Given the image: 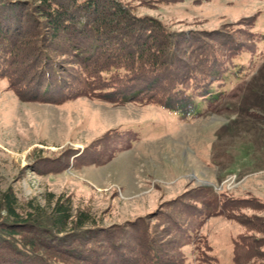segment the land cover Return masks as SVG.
Wrapping results in <instances>:
<instances>
[{"label": "rangeland", "instance_id": "1", "mask_svg": "<svg viewBox=\"0 0 264 264\" xmlns=\"http://www.w3.org/2000/svg\"><path fill=\"white\" fill-rule=\"evenodd\" d=\"M119 1L176 37L169 71L179 82L193 67L197 113L166 109L161 94L125 102L120 86L110 99L98 88L63 100L68 72L84 70L49 41L38 51L68 81L41 96L43 65L28 55L47 38L40 5L0 0L11 36L0 45V200L10 192L49 211L61 198L90 215L71 264H135L148 246V264H237L238 242V264H264V0ZM16 257L0 244V264H26Z\"/></svg>", "mask_w": 264, "mask_h": 264}, {"label": "trees", "instance_id": "2", "mask_svg": "<svg viewBox=\"0 0 264 264\" xmlns=\"http://www.w3.org/2000/svg\"><path fill=\"white\" fill-rule=\"evenodd\" d=\"M35 1L40 5V16L47 28V38L43 43L37 42V48L31 49L28 55L32 57V62L40 63L39 68L43 65L40 83L41 87L45 83V87L41 96L49 97L51 92L64 87L63 93H57L61 95V99L67 100L73 91L76 95L90 96L98 88H107L111 91L101 96L110 99L116 93L113 90L120 86L118 96H122L125 102L135 101L140 96H147V101H154L161 94L166 109L186 117L197 113L198 103L186 94L190 84L194 88L193 83H188V80L195 79L189 77L193 67H188L184 78L181 76L183 80L176 82L180 79V73L176 69L169 71L174 61L168 60L165 53L173 46L176 37L167 34L159 23L133 17L130 9L119 0ZM7 30L0 22V45L1 42L11 39ZM61 38L62 44L58 42ZM46 41L50 42L48 44L51 48H55L54 53L60 51L62 56L70 53L77 56L84 70L78 72L81 79L68 72V78L72 80L69 83L64 81V86L59 87L67 76H64L61 65L54 64L50 61L51 57L38 51L41 46L45 48ZM8 56L15 58L12 51ZM40 57L45 58L39 61ZM4 61L0 59V62ZM201 64L207 62L203 61ZM31 67L29 65L25 70ZM197 79L200 80L197 86H201V90L207 89L202 79ZM93 81L95 83L92 84ZM74 83L81 84L83 89H73ZM175 83L181 86H176ZM38 93L36 90L37 95ZM94 226L95 220L90 215L74 213L69 200L62 201L58 198L49 211L31 202L22 206L10 192L4 194L0 200V244L4 245L6 251L17 256L16 258L22 257L26 260V264H71L70 260L77 259L80 255L68 248L75 244L72 242L80 239L78 235L82 231ZM71 238L73 241L67 243ZM241 245L238 242L234 247V260L237 264ZM244 247L249 250L256 248L254 244ZM152 250L148 246V254ZM145 253L139 256L135 264H148ZM170 260L166 259L162 264H170Z\"/></svg>", "mask_w": 264, "mask_h": 264}]
</instances>
